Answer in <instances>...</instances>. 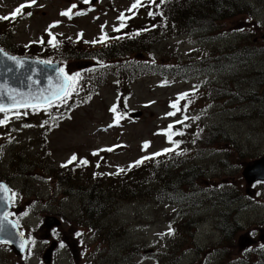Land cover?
I'll use <instances>...</instances> for the list:
<instances>
[{
    "label": "rangeland",
    "instance_id": "374dc122",
    "mask_svg": "<svg viewBox=\"0 0 264 264\" xmlns=\"http://www.w3.org/2000/svg\"><path fill=\"white\" fill-rule=\"evenodd\" d=\"M138 1L0 0V16L6 20H0V38L9 49L23 53L24 45L35 44L44 33H58L62 39L80 37L78 44L59 40L55 48L49 40L33 49L54 47L55 53H48L65 61L63 72L69 78L107 74L81 105L59 104L50 112L0 113V181L13 188L17 198L13 205L19 208L16 217L22 219V229L33 244L30 259L22 261L17 256L16 264H44V252L52 243L57 247L52 264H238L245 257L258 260L259 253H264V186L247 184L243 178V171L264 157V0H232L241 9L224 17V25L212 35L197 33L157 43L154 50L167 55L170 49L174 60L185 62L197 56L204 63L195 67L193 78L170 80L168 87L159 85L161 78L156 75L136 72L124 106L117 108L123 112L128 107L134 119L112 127L109 108L117 99L115 75L108 73L110 67L96 72L111 61L103 65L70 56L72 47L89 53L104 48L98 45L126 40L125 35L109 36L105 44H99L102 32L119 26L118 17L128 14ZM26 6H33L26 20L15 19ZM143 38L146 41L147 34ZM117 47L119 54L125 46L116 44L111 52ZM202 86L188 109L176 107L179 94ZM252 90L260 104L248 102ZM176 119L190 122L179 150L186 155L175 154L187 162L171 158L168 172L202 171L198 192L169 196L161 189L141 186L138 193L136 181L118 195L129 191L140 196L120 201L105 197L97 213L100 219L83 217L87 213L84 193H70L62 181L71 157L88 159L93 170L99 165L102 172L142 156L150 159L167 146L157 131L167 130V123ZM211 123L219 128H213L214 138L208 140ZM147 141L151 144L143 145ZM107 147H114L113 154H104ZM168 172L153 181L170 183L172 191L175 180L165 178ZM263 174V169L249 172L255 178ZM95 183L73 184L87 190ZM111 186L116 184H104V188ZM113 200L117 202L110 205ZM48 217L58 218L60 224H54L46 236L42 226ZM183 220L193 227L169 236L171 224ZM233 220L241 223L236 229ZM249 234L254 245L242 239ZM3 254L0 264H15Z\"/></svg>",
    "mask_w": 264,
    "mask_h": 264
},
{
    "label": "trees",
    "instance_id": "16d2710c",
    "mask_svg": "<svg viewBox=\"0 0 264 264\" xmlns=\"http://www.w3.org/2000/svg\"><path fill=\"white\" fill-rule=\"evenodd\" d=\"M170 2L171 0H150L141 4H147L145 6L146 9H140L139 4H137L136 9L131 8L125 17V22L123 23V28H126L127 30L124 33V35H126V40H123L122 42L110 43L107 46H103L104 48L102 49L93 50L89 53L85 52L84 49H80V47H72L74 53L71 54V58L89 60L97 59L98 61H101L103 65H105L106 61H111V64L106 65V67H110L108 73L115 75L114 85L117 95V103L111 106V112L114 114V120H116V122L119 121V123H121L127 120L128 114L126 111L117 112V108L118 106L120 108L124 106L128 97L126 93L133 83L136 72L151 73L163 78L179 76L180 78L188 79L193 73L194 67L192 66L196 67L198 64L204 63V59H197V56H192L189 58V61H185L182 64L170 65L168 63L172 60V51L169 49L167 55L162 52H156L154 46L157 43L167 39L173 40L178 36H191L197 33L212 35L220 28V26L224 25V17L230 16V13L241 9L232 0H175L172 6H168ZM138 6L139 8H137ZM119 32L120 28L116 30V34L118 35ZM145 34H147L146 41H144L143 38ZM47 36L48 39L42 37L41 42L39 43L35 42V44L29 43L24 45L23 53L9 49L3 43L1 38L0 47L15 56L34 57L45 61H60L64 64L65 61H62L59 56L53 53H48V51L55 53L53 49L54 47L57 48V44L60 41H64L68 44L71 41L63 40L52 33H49ZM49 40L51 44H54L55 40H57L53 49H51V46L49 48L44 47L42 51L44 50L45 52L34 51L33 47L41 48L44 46V43ZM116 44L120 47L125 46L123 48L124 50L122 49V53H117L118 47L111 52ZM184 66L185 68L180 72L179 68ZM106 75L107 74H99L98 76H76L68 96L61 103L51 106L50 109L44 112H50L52 108L59 104L66 103L71 105H81L82 103H85L90 99L91 93L89 91H94L102 85ZM194 98L195 96L187 98V104L191 105ZM121 103L123 105H120ZM174 125L175 124L169 125L168 129L163 130V132L167 137L168 135H171V132H175L174 140L181 148L184 138L188 134L189 126L181 127ZM221 134L224 135L223 132ZM212 138H214V136ZM178 152L181 153V155L184 153L183 151ZM185 155L186 154H183V156ZM177 158L180 159V162H187L186 159H182L179 156H177ZM84 160L85 159H83V161ZM170 160L171 157L167 158L164 156H158L149 160L140 158L129 165H118L117 167H114L113 171L101 172L96 169L98 166L93 170L90 165L85 167L84 165H80L79 161L76 159H72L68 162L69 171L66 172L62 181L65 184H68V191L70 193H84L87 195L88 203L84 204L87 213L83 217L86 219L97 220L101 217H98L97 213L104 205L105 200H102L103 198L109 197L108 201L112 198L117 199V201L128 200L133 196H140L138 193L141 186H144L145 189L149 188L150 191L161 189L167 195L170 193L169 196H190L196 194L198 192L197 185L202 176V171H198L195 168H188L174 175L172 171L168 172L169 167L167 164ZM167 172L168 174L165 178H173L175 180V185L172 191L169 190L170 183L163 184L159 181H153L157 180ZM140 175L144 176L138 178ZM80 181L86 183L94 181L96 183L86 190V188H80L73 184ZM107 181L113 182L116 186L104 188V184ZM136 181L138 182L137 194L132 195L128 191L127 194H122L119 197V190L121 193L129 188V185L131 188ZM115 182H122L121 187ZM146 182L148 186L145 185ZM261 185L264 186V184ZM222 198L224 201L229 202L227 197ZM117 201L113 200L110 205L115 204ZM90 214L92 215L90 216ZM228 216H230V213L224 214L225 218ZM190 227L193 226L190 225L188 221L183 220L181 222L173 223L169 227L173 230L169 229V232L171 235H175L174 231L178 232L184 229L190 230ZM232 227L234 229L238 227L235 220H233ZM190 232L193 234V231ZM246 264H251V261L248 260ZM252 264H264V253L260 252L259 259Z\"/></svg>",
    "mask_w": 264,
    "mask_h": 264
},
{
    "label": "water",
    "instance_id": "95a60500",
    "mask_svg": "<svg viewBox=\"0 0 264 264\" xmlns=\"http://www.w3.org/2000/svg\"><path fill=\"white\" fill-rule=\"evenodd\" d=\"M68 86L69 82L60 72L59 64L16 58L0 48V111L48 106L63 98ZM261 169L264 170V158L245 169L244 177L248 183L255 182V179L264 181V174L260 178L249 176V172H260ZM5 205L6 199L0 201V239L8 241L13 250L21 255L26 250L27 240L17 225L5 220ZM54 224L59 225L60 222L55 218L48 219L45 229H50ZM53 248L54 245L44 256L47 264L50 263Z\"/></svg>",
    "mask_w": 264,
    "mask_h": 264
},
{
    "label": "flooded vegetation",
    "instance_id": "af4514ba",
    "mask_svg": "<svg viewBox=\"0 0 264 264\" xmlns=\"http://www.w3.org/2000/svg\"><path fill=\"white\" fill-rule=\"evenodd\" d=\"M0 251L3 252V255H9L11 256V258L15 261L16 264V257L15 255L12 253L10 247L8 246V244L6 243H0ZM1 252H0V256H1ZM3 264H10L9 261H4Z\"/></svg>",
    "mask_w": 264,
    "mask_h": 264
}]
</instances>
